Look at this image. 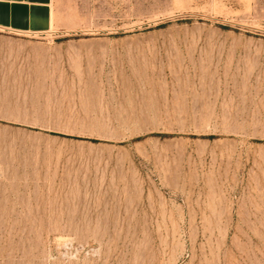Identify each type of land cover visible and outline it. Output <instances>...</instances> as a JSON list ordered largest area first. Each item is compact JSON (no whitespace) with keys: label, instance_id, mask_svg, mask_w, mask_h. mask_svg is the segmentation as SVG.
<instances>
[{"label":"rangeland","instance_id":"obj_1","mask_svg":"<svg viewBox=\"0 0 264 264\" xmlns=\"http://www.w3.org/2000/svg\"><path fill=\"white\" fill-rule=\"evenodd\" d=\"M0 264H264V0L0 28Z\"/></svg>","mask_w":264,"mask_h":264},{"label":"crops","instance_id":"obj_2","mask_svg":"<svg viewBox=\"0 0 264 264\" xmlns=\"http://www.w3.org/2000/svg\"><path fill=\"white\" fill-rule=\"evenodd\" d=\"M57 0H0V28L45 33L52 28Z\"/></svg>","mask_w":264,"mask_h":264}]
</instances>
